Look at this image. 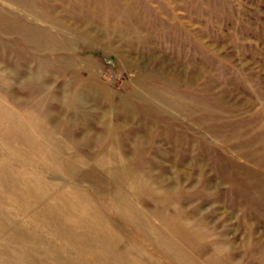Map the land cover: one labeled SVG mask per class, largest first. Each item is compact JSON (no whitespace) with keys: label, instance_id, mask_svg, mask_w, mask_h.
I'll use <instances>...</instances> for the list:
<instances>
[{"label":"rangeland","instance_id":"obj_1","mask_svg":"<svg viewBox=\"0 0 264 264\" xmlns=\"http://www.w3.org/2000/svg\"><path fill=\"white\" fill-rule=\"evenodd\" d=\"M0 63V264H264V0H0Z\"/></svg>","mask_w":264,"mask_h":264},{"label":"clouds","instance_id":"obj_2","mask_svg":"<svg viewBox=\"0 0 264 264\" xmlns=\"http://www.w3.org/2000/svg\"><path fill=\"white\" fill-rule=\"evenodd\" d=\"M48 74L49 73L41 67L29 65L27 69L24 70V74L20 75L13 67L0 63V87L11 88L15 86L21 91H27L31 87L42 86L44 91L51 92L53 94L55 91V84H45ZM55 80L57 82L59 81L56 78ZM65 98L66 93L64 92L63 102L65 101ZM116 115V111L113 108L109 107L103 109L97 117L96 126L102 130L110 127H116Z\"/></svg>","mask_w":264,"mask_h":264}]
</instances>
